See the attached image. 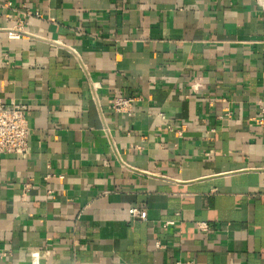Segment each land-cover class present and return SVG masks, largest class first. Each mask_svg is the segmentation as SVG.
<instances>
[{"label": "crops", "instance_id": "obj_1", "mask_svg": "<svg viewBox=\"0 0 264 264\" xmlns=\"http://www.w3.org/2000/svg\"><path fill=\"white\" fill-rule=\"evenodd\" d=\"M0 102V264H264V0H0Z\"/></svg>", "mask_w": 264, "mask_h": 264}, {"label": "built area", "instance_id": "obj_2", "mask_svg": "<svg viewBox=\"0 0 264 264\" xmlns=\"http://www.w3.org/2000/svg\"><path fill=\"white\" fill-rule=\"evenodd\" d=\"M3 8H10L9 3L2 4ZM25 22L17 19V22L12 29L7 30L9 38H18L23 31ZM138 102L137 98L113 96L110 102L111 111L120 116L130 117L134 113L135 106ZM27 108L17 102H10L8 104L0 102V155H14L24 156L28 152L29 142V126L27 122ZM230 113H226L229 117ZM260 125H263V120H258ZM29 184H25L23 193L29 191ZM24 196V195H22ZM130 218L145 219L146 214L143 210L136 208L128 209ZM199 228L205 230V224H198ZM32 264H37L36 260ZM180 264V263H178Z\"/></svg>", "mask_w": 264, "mask_h": 264}]
</instances>
